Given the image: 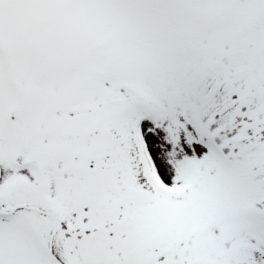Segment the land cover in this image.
<instances>
[{
  "label": "snow or ice",
  "instance_id": "1",
  "mask_svg": "<svg viewBox=\"0 0 264 264\" xmlns=\"http://www.w3.org/2000/svg\"><path fill=\"white\" fill-rule=\"evenodd\" d=\"M0 264H264V0H0Z\"/></svg>",
  "mask_w": 264,
  "mask_h": 264
}]
</instances>
